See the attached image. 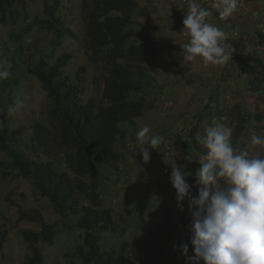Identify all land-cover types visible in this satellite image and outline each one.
Here are the masks:
<instances>
[{"label": "rangeland", "instance_id": "1", "mask_svg": "<svg viewBox=\"0 0 264 264\" xmlns=\"http://www.w3.org/2000/svg\"><path fill=\"white\" fill-rule=\"evenodd\" d=\"M56 4V0H48ZM138 9L133 17L152 25L151 39L157 49L146 64L152 84L145 89L147 106L139 117L136 129L116 143V150L123 156L112 166L101 164L103 171L100 190L105 206L112 207L117 216H127V224L116 233H100L103 252L116 256L126 244L127 254L137 264L141 255L155 246H163V252L150 264H185L180 244L189 242L190 216L188 201L184 210L171 214L165 206H177L176 192L170 183L171 167L182 166L193 196L195 172L200 167L203 154L192 147L185 137L193 139L204 134V129L222 123L233 129L232 143L243 144L252 152L251 136H264L262 121L248 118L244 133L236 139L239 112H260L264 115V5L260 0H239V9L227 19L219 18L213 9L209 22L220 26L235 49L232 60L225 67L205 65L202 60L187 62L183 59L181 45L187 42V30L183 18L186 0H136ZM60 15L69 34L55 40L53 33L41 26L23 31L36 18L45 17V0H26L18 4L20 17L15 24L0 21V58L6 57L12 65L8 79L0 81V136L22 141L24 149L40 158H57V166L69 170L60 141V124L51 115V99L40 80L29 72V65L46 57L54 63L62 54H71L63 74L74 81L81 66L86 67L85 88L82 100L99 105L106 74L103 62L91 63L86 54V19L82 11L83 0H60ZM211 9L212 0H198ZM179 5V6H178ZM182 6V7H180ZM143 10H146L143 13ZM20 34L14 41L11 33ZM184 64V65H183ZM97 80V83L95 82ZM260 88V89H259ZM47 125L54 141L48 148L36 147L33 123ZM148 125L152 132L164 137L162 145L150 149V161L143 162L139 153L137 132ZM1 139V138H0ZM191 139V140H192ZM237 149H241L239 146ZM264 155V150H261ZM0 264H24L38 251L45 257V264H71L72 254L85 245V233L76 226L75 218H65L55 211L50 200L41 196L31 179L18 174L9 157L0 147ZM182 169V170H183ZM39 210L47 223L55 225L56 235L51 242L31 243L24 238L27 229L39 233L41 224L19 219L21 211ZM152 214V215H151ZM172 217L170 231L156 230L163 215ZM188 255H194L189 243ZM75 262L82 260L74 258ZM199 264H204L201 260Z\"/></svg>", "mask_w": 264, "mask_h": 264}, {"label": "trees", "instance_id": "2", "mask_svg": "<svg viewBox=\"0 0 264 264\" xmlns=\"http://www.w3.org/2000/svg\"><path fill=\"white\" fill-rule=\"evenodd\" d=\"M25 2L0 0V21L15 24L20 17L18 4L24 6ZM60 3V0H56V4L45 0V17L36 18L23 31L41 26L53 33L56 41L68 35L69 29L57 13ZM137 9L136 0H83L86 54L91 63L103 62L106 66L99 105L82 100L85 66L79 68L74 81H69L63 74L62 68L68 65L71 54H62L54 63L41 57L29 65V72L40 80L51 99L50 113L60 124V141L69 170L59 168L57 158L33 156L24 149L22 141L6 136L2 140L0 136V147L11 157L18 174L31 179L38 193L50 200L57 213L65 218H75L77 228L84 230L85 245L79 246L72 254L71 264H137L127 254L126 244L116 256L103 252L99 235L116 233L129 221L127 216H117L112 207L105 206L100 190L103 177L100 165L112 166L121 161L123 156L115 145L136 129V120L143 116L147 106L144 94L148 84H152V78L147 73L146 64L153 58L157 44L151 39V23L134 19ZM11 38L17 42L21 39L16 32L11 33ZM248 118L262 121L264 115L260 112L245 115L240 111L236 139L244 133ZM31 127L36 147L44 149L52 145L54 136L47 125L35 122ZM196 131L192 132L191 145L205 155L207 150L195 139ZM236 145L243 149L241 142ZM3 165L4 161L0 160V166ZM165 208L171 214L181 212L174 205ZM19 219L41 224L39 233L31 229L23 232L29 242L48 243L54 239L55 225L47 223L41 211H21ZM172 226V217L164 214L157 222L156 230L167 232ZM162 252V245L146 250L140 263L150 264ZM75 257L82 261L75 262ZM24 264H45V257L37 251Z\"/></svg>", "mask_w": 264, "mask_h": 264}, {"label": "clouds", "instance_id": "3", "mask_svg": "<svg viewBox=\"0 0 264 264\" xmlns=\"http://www.w3.org/2000/svg\"><path fill=\"white\" fill-rule=\"evenodd\" d=\"M260 3L264 5V0ZM186 9L183 25L188 39L181 45L183 59L229 65L235 49L226 43L223 29L209 18L213 9L221 19L231 17L239 9V0H212L211 9L198 0H186ZM11 67L6 57L0 58V81L10 77ZM232 136L231 127L216 123L195 137L207 150L195 172L198 195L193 196L186 179L190 173L186 175L182 166L171 167L170 183L176 192L177 207L183 211L187 199L191 218L190 240L180 244L185 264H199L201 260L204 264H264V136H251V145L258 149L255 152L234 147ZM191 139L184 140L190 143ZM137 141L138 151L147 163L150 149L158 150L164 137L144 125L137 132ZM189 243L194 252L191 256Z\"/></svg>", "mask_w": 264, "mask_h": 264}]
</instances>
